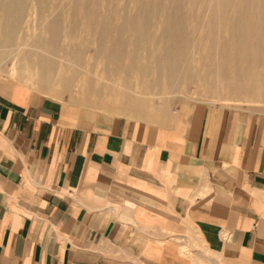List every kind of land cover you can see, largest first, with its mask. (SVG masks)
<instances>
[{"label": "crops", "instance_id": "1", "mask_svg": "<svg viewBox=\"0 0 264 264\" xmlns=\"http://www.w3.org/2000/svg\"><path fill=\"white\" fill-rule=\"evenodd\" d=\"M189 100L112 115L0 72V264H264V113Z\"/></svg>", "mask_w": 264, "mask_h": 264}, {"label": "bare ground", "instance_id": "2", "mask_svg": "<svg viewBox=\"0 0 264 264\" xmlns=\"http://www.w3.org/2000/svg\"><path fill=\"white\" fill-rule=\"evenodd\" d=\"M99 6L115 13L91 22L97 45L88 50V43L78 36L81 15L70 16L68 10L87 7L101 17ZM123 8L129 11L120 13ZM29 10L34 31L24 33ZM136 16L143 20L138 22ZM139 24L143 29L135 34ZM155 24L159 30L152 29ZM0 33L2 47L11 37H18V46L24 41L33 47L23 53L33 60L31 71L39 79L50 81L64 63L77 69L89 63L102 65L123 82L141 71L152 75L153 83L164 78L175 85L197 76L193 71L200 64L194 54L202 51L203 67L210 71L202 73L205 80L217 75L233 92L249 91L253 81L264 86V0H0ZM86 82L87 92L100 93L94 81ZM124 97L130 111L144 109L147 102Z\"/></svg>", "mask_w": 264, "mask_h": 264}, {"label": "rangeland", "instance_id": "3", "mask_svg": "<svg viewBox=\"0 0 264 264\" xmlns=\"http://www.w3.org/2000/svg\"><path fill=\"white\" fill-rule=\"evenodd\" d=\"M65 4L67 5L66 1ZM122 10L125 11H120V13L129 11L124 8ZM68 11L70 16L75 13L81 15L77 24L78 36H83L82 39L88 43V50L97 45L94 31L91 29V22L103 19V15L115 13L110 8L103 6L98 7L101 17H96L95 10L87 7L71 8ZM31 12V10L28 11L29 16L26 18L28 26H26L29 28L26 27L24 33H32L34 31L33 29L31 30V23L34 21V16ZM108 19L110 20L111 17H108ZM134 19L140 22L143 17L136 16ZM140 29H143L141 24L134 26V33H138L137 30ZM152 29L159 30L160 25H152ZM1 37L0 33V41L2 40ZM18 41V37H11L8 40V44H4L3 47L1 46L3 43L0 42V72H6L12 79L25 83L45 96L61 100L78 101L84 105L95 106L97 110L112 115L134 116L146 119L160 116L166 110L169 112L179 102L189 99L221 104L223 106L247 108L264 113V86L253 81L249 91L233 92L227 89L226 79L219 78L217 75L205 80L202 73L210 71L203 67V57L201 56L202 54H199L202 51L194 54L200 64L199 69L193 71L197 72V76L181 79L175 85H172L170 81L164 78L159 79L158 83H153L154 77L152 75H143L141 71L137 74L133 73L127 81L123 82V78L119 76L108 75L102 65L96 64V66H92L89 63L83 64L81 69H77L75 64L64 63L57 72H53L49 81L44 78L39 79L36 72L31 71V64H34L33 60L31 58L26 59L23 52L27 49L33 50V47L25 44L24 41L21 46H18ZM55 59L57 62L66 61L61 57H55ZM130 72L139 71L132 70ZM67 76L73 78L72 81H67ZM88 79L94 81L92 84L100 90V93H89L85 90L87 89L86 81ZM69 82H73V84H69ZM124 96L146 98L147 102L143 106L144 109L138 111L126 110V99Z\"/></svg>", "mask_w": 264, "mask_h": 264}]
</instances>
